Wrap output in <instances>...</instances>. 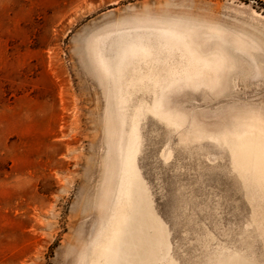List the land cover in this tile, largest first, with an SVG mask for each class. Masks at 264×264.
<instances>
[{
    "label": "rangeland",
    "instance_id": "1",
    "mask_svg": "<svg viewBox=\"0 0 264 264\" xmlns=\"http://www.w3.org/2000/svg\"><path fill=\"white\" fill-rule=\"evenodd\" d=\"M251 132L264 0H0V264H86L133 154L157 223L114 264H264Z\"/></svg>",
    "mask_w": 264,
    "mask_h": 264
},
{
    "label": "bare ground",
    "instance_id": "2",
    "mask_svg": "<svg viewBox=\"0 0 264 264\" xmlns=\"http://www.w3.org/2000/svg\"><path fill=\"white\" fill-rule=\"evenodd\" d=\"M236 150L242 157V165L264 179V135L251 132L235 142ZM134 155V154H133ZM126 156L123 166V189L114 210L112 222L105 229L87 257L86 264H102L105 258H121L123 248L127 245H137L132 236L127 237V231L139 232L144 218L151 219L156 225V219L151 213L150 205L144 199V180L135 165L132 156ZM152 214V217L149 215ZM144 214L146 216L144 217ZM130 242V243H129ZM111 260L108 261L110 263ZM118 260H113V263Z\"/></svg>",
    "mask_w": 264,
    "mask_h": 264
}]
</instances>
